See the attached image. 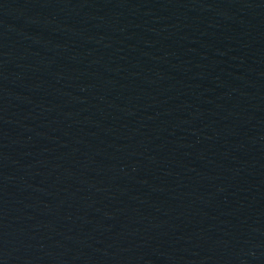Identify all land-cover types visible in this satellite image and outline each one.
I'll return each instance as SVG.
<instances>
[{
	"label": "water",
	"instance_id": "1",
	"mask_svg": "<svg viewBox=\"0 0 264 264\" xmlns=\"http://www.w3.org/2000/svg\"><path fill=\"white\" fill-rule=\"evenodd\" d=\"M0 264H264V0H0Z\"/></svg>",
	"mask_w": 264,
	"mask_h": 264
}]
</instances>
